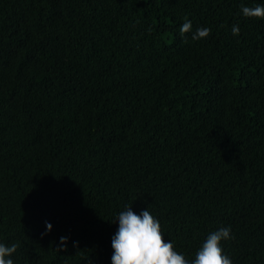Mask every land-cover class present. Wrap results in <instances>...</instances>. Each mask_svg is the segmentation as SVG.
Returning a JSON list of instances; mask_svg holds the SVG:
<instances>
[{"label":"trees","instance_id":"1","mask_svg":"<svg viewBox=\"0 0 264 264\" xmlns=\"http://www.w3.org/2000/svg\"><path fill=\"white\" fill-rule=\"evenodd\" d=\"M257 5L0 0L6 259L112 264L131 207L189 264L222 227L233 264H264V18L242 12Z\"/></svg>","mask_w":264,"mask_h":264},{"label":"clouds","instance_id":"2","mask_svg":"<svg viewBox=\"0 0 264 264\" xmlns=\"http://www.w3.org/2000/svg\"><path fill=\"white\" fill-rule=\"evenodd\" d=\"M245 17L264 18V6L243 7ZM192 22L185 18L180 27V35L190 32ZM238 25L232 28L233 35L239 34ZM210 28H198L193 34V40L207 38ZM119 227L112 239V264H189V261L178 253L171 242L164 241L161 225L147 209L140 215L135 214L131 207L118 215ZM51 229V225H48ZM65 238H61L63 241ZM234 239L229 227H222L210 233L202 247L197 251L192 264H233L232 260L224 254L221 242ZM18 245L6 246L0 243V264H13L11 257Z\"/></svg>","mask_w":264,"mask_h":264}]
</instances>
